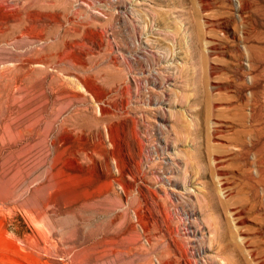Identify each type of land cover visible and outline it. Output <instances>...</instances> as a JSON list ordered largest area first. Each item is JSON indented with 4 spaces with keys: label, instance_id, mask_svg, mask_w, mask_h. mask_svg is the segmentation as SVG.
Segmentation results:
<instances>
[{
    "label": "rangeland",
    "instance_id": "374dc122",
    "mask_svg": "<svg viewBox=\"0 0 264 264\" xmlns=\"http://www.w3.org/2000/svg\"><path fill=\"white\" fill-rule=\"evenodd\" d=\"M1 73L0 264H264V0H0Z\"/></svg>",
    "mask_w": 264,
    "mask_h": 264
},
{
    "label": "bare ground",
    "instance_id": "6f19581e",
    "mask_svg": "<svg viewBox=\"0 0 264 264\" xmlns=\"http://www.w3.org/2000/svg\"><path fill=\"white\" fill-rule=\"evenodd\" d=\"M10 39H11V38H10ZM40 50H41V49H40ZM39 54H40V53H39ZM42 54H43V53H42ZM1 55H2V54H1ZM41 56H42V55H41ZM44 58H45V57H44ZM13 59H15V58H13ZM17 60H18V59H17ZM42 60H43V58H42ZM20 61H21V60H20ZM23 61H24V59H23ZM23 61H22V62H23ZM27 61H28V59H27ZM39 62H40V61H39ZM39 62H38V64H39ZM24 63H25V62H24ZM28 63H29V62H28ZM20 64H21V63H20ZM40 64H41V62H40ZM40 64H39V65H40ZM14 65H15V64H14ZM22 65H23V64H22ZM22 65H17V67H18V66H21V69H19V71H22ZM24 65H25V64H24ZM30 65H31L30 67H32L33 63H32V64L30 63ZM41 65H42V64H41ZM45 65H46V64H45ZM25 66L27 67V65H25ZM25 66H24V68L27 69ZM78 68H79V67H78ZM7 69H8V68H7ZM13 69H14V68H13ZM28 69H29V67H28ZM16 70H18V68H16ZM1 71H2V70H1ZM27 71H28V70H27ZM29 71H30V70H29ZM4 72H5V70H4ZM25 72H26V71H25ZM30 72H31V71H30ZM57 72H58V71H57ZM105 72H106V71H105ZM23 73H24V71H23ZM28 73H29V72H28ZM101 73H102V72H101ZM2 74H3V73H1L0 75L2 76ZM9 74H10V73H9ZM9 74H8V75H9ZM82 74H83V73H82ZM15 75H17V74H15ZM20 75H21V74H20ZM29 75H31V74L29 73ZM29 75H26V76H29ZM88 75H89V74H88ZM3 76H4V74H3ZM5 76H6V75H5ZM101 76H102V75H101ZM21 77H22V76H21ZM24 77H25V76H24ZM30 77H31V76H30ZM41 77H42V76H41ZM87 77H88V76H87ZM5 78H6V77H5ZM9 78H10V77H9ZM15 78H17V79L20 80V77L18 78V77L15 76ZM26 78H27V77H26ZM23 79H25V78H23ZM255 79H256V78H255ZM13 80H14V79H13ZM13 80H12V81H13ZM16 81H17V80H16ZM13 82H14V81H13ZM23 83H25V82H23ZM63 83H64V82H63ZM19 86H20V85H19ZM50 86H51V85H50ZM4 88H5V87H4ZM7 88H8V86H7ZM7 88H6V89H7ZM9 90H11V89H9ZM19 90H20V89H19ZM42 90H43V89H42ZM44 90H45V89H44ZM44 90H43V92H44ZM30 92H31V91H30ZM8 93H9V91H8ZM11 93H12V91H11ZM14 93H15V91H14ZM36 93H37V92H36ZM29 94H30V93H29ZM2 95H3V94H2ZM11 95H13V94H11ZM11 95H10V96H11ZM253 95H254V94H253ZM7 96H8V95H7ZM10 96H9V97H10ZM40 96H41V95H40ZM40 96H39V98H40ZM12 97H13V96H12ZM6 98H7V97H6ZM14 98H15V97H14ZM78 98H79V97H78ZM4 99H5V97H4ZM8 99H9V98H7L6 100L9 101ZM35 99H37V98H35ZM46 100H47V99H46ZM0 101H1V100H0ZM3 102H4V101H3ZM5 102H6V101H5ZM5 102H4V103H5ZM10 102L12 103V101H10ZM40 102H42V101H40ZM43 102H44V101H43ZM7 103H9V102H7ZM7 103H5V104H6L5 107L8 106ZM0 104H1V102H0ZM9 104H10V103H9ZM45 104H46V103H45ZM45 104H44V105H45ZM47 104H48V103H47ZM2 105H4V104L2 103ZM35 105H36V104H35ZM0 106H1V105H0ZM36 106H38V105H36ZM2 107H3V106H1V109H2ZM5 107H4V108H5ZM15 107H16V106H15ZM250 108H251V107H250ZM254 108H255V107H254ZM5 109H6V108H5ZM8 109H9V108H8ZM10 109H11V108H10ZM39 109H40V107H39ZM44 109H45V108H44ZM35 110H37V109H35ZM0 111H1V110H0ZM5 111H7V109H6ZM5 111H2V112H5ZM10 111H11V110H10ZM12 111H14V110H12ZM262 111H263V110H262ZM248 112H249V111H248ZM256 112H257V111H256ZM0 113H1V112H0ZM10 113H11V112H10ZM40 113H41V112H40ZM238 113H239V112H238ZM242 113H243V112H242ZM260 113H261V112H260ZM7 114H8V113H7ZM7 114L5 113V116H6V117H7ZM21 114H22V113H21ZM31 114H33V113H31ZM31 114H30V115H31ZM36 114H38V113H36ZM233 114H234V113H233ZM239 114H240V113H239ZM253 114H254V113H253ZM253 114H251V115H252L253 117H255ZM257 114H259V113H257ZM2 115H4V114H1V115H0V118H1ZM240 115H241V114H240ZM244 115H246V114L244 113ZM244 115H243V116H244ZM262 115H263V114L261 113V118L263 117ZM10 116H12V115H10ZM27 116H28V115H27ZM33 116H34V115H33ZM232 116H233V115H232ZM243 116H242V118H241L240 116H239L238 118L243 119V118H244ZM246 116H247V115H246ZM258 116H259V118H260V114H259ZM250 117H251V116H250ZM10 118H12V117H9V119H10ZM22 118H23V117H22ZM233 118H234V116H233ZM247 118H248V117H247ZM257 118H258V117H257ZM259 118H258V119H259ZM261 118H260V120H261ZM12 119H13V118H12ZM23 119H24V118H23ZM253 119H255V118H253ZM258 119H256V120H257V124L260 125V124H259L260 121H258ZM24 120H25V119H24ZM245 120H246V117H245ZM256 120H255V122H256ZM1 121H3V120H1ZM25 121H26V120H25ZM236 121H237V120H236ZM240 121H241V120H240ZM242 121H244V119H243ZM251 121H252V120H251ZM261 121H263V120H261ZM5 122H6V121H5ZM244 122H245V121H244ZM244 122H243V124H244ZM246 122H247V121H246ZM249 122H250V121H249ZM252 122H253V121H252ZM24 123H25V122H24ZM241 123H242V122H241ZM0 124H1V123H0ZM21 124H22V122H21ZM255 124H256V123H253V125H255ZM257 124L255 125V126H257V127H254V128H257L256 131L258 130L259 127H261V126H258ZM241 125H242V124H241ZM245 125H247L246 127L249 126L247 123H246ZM245 125H242V126H245ZM261 125H262V124H261ZM15 126H16V125H14V127H15ZM250 126H252V125H250ZM14 127H13V128H14ZM98 127H99V126H98ZM252 127H253V126H252ZM2 128H3V127H2ZM17 128H18V127H17ZM19 128H20V127H19ZM19 128H18V129H19ZM243 128H244V127H243ZM254 128L251 129V127H250L249 132H250V130L253 131ZM23 129H24V131H25L26 128L23 127ZM23 129H22V130H23ZM247 129H248V128H247ZM0 130H1V129H0ZM16 130H17V129H16ZM26 130H27V129H26ZM30 130H31V128H30ZM30 130L28 129L27 131H29V133H30V132H31ZM244 130H245V129H244ZM244 130H242V132H243ZM24 131H23V132H24ZM27 131H25V132L27 133ZM246 131H247V130H246ZM254 131H255V130H254ZM256 131L253 132V133H257ZM258 131H260V130H258ZM14 132H15V131H14ZM249 132H248V133H249ZM0 133H1V132H0ZM31 133H32V132H31ZM250 133H251V132H250ZM253 133H251V134H253ZM14 134H15V133H14ZM236 134H237V133H236ZM236 134L234 133V135H236ZM242 134H243V133H241V135L238 136V138H239V137L241 138V137H242ZM244 134L246 135V132H245ZM4 136H6V134H5ZM15 136H16V135H15ZM224 136H225V135H224ZM232 136H233V135H232ZM250 136H251V135H250ZM2 137H3V136H2ZM6 137H7V136H6ZM48 137H49V136H48ZM234 137H235V138H234V141L236 142V141H237L236 136H234ZM251 137H253V136H251ZM16 138H17V136H16ZM30 138H31V137H30ZM243 138H244V137H243ZM253 138H254V137H253ZM253 138H252V139H253ZM103 139H104V138H103ZM103 139L101 138V140H103ZM232 139H233V138H232ZM235 139H236V140H235ZM244 139H245V138H244ZM246 139H247V138H246ZM246 139H245V140H246ZM98 140H99V137H98ZM245 140H244V141H245ZM258 140H260V139L258 138ZM258 140H257V141H258ZM31 141H32V140H31ZM253 142H254V141H252L251 143L253 144ZM259 142H260V141H259ZM30 143H31V142H30ZM251 143H250V144H251ZM31 144H32V143H31ZM243 144L245 145V143H243ZM248 144H249V143H248ZM252 144H251V145H252ZM255 144H257V142H256ZM255 144H254V145H255ZM234 145H235V144H234ZM239 145H240V144H239ZM241 145H242V144H241ZM111 146H113V145H111ZM232 146H233V145H232ZM121 147H122V146H121ZM242 147H243V145H242ZM246 147H247V146H246ZM251 147H252V146H251ZM251 147H248V149L251 148ZM244 148H245V146H244ZM248 149L246 148L247 152L250 153L252 149H251L250 151H249ZM253 149H254V148H253ZM243 150H244V149H243ZM88 151H89V150H88ZM105 151H106V150H105ZM247 152H246V153H247ZM260 152H261V151H260ZM104 153H105V152H104ZM244 153H245V152H244ZM248 153H247V154H248ZM257 154H258V153H257ZM262 154H263V153H262ZM110 155H111V154H110ZM259 155H260V154H259ZM86 156H87V155H86ZM240 156H241V155H240ZM248 156H250V155H248ZM109 157H110V156H109ZM236 157H237V156H236ZM245 158H246V157H245ZM247 158H248V157H247ZM247 158H246V159H247ZM107 159H109V158H107ZM254 159H255V158H254ZM263 160H264V159H263ZM116 162H117V161H116ZM254 162H255V160H254ZM261 162H263V161H261ZM261 162H260V163H261ZM243 163H244V162H243ZM249 163H252V162H249ZM246 164H248L247 161H246ZM262 164H263V163H262ZM250 166H252V165H249V167H248L247 169H249ZM263 166H264V165H263ZM241 168H242V167H241ZM110 169H111V168H110ZM251 169H252V168H251ZM245 170H246V169H245ZM260 170H261V169H260ZM246 172H247V171H246ZM260 172H261V173H264V172H263V169H262V171H260ZM242 173H243V172H242ZM247 173H248V172H247ZM247 175H249V174H247ZM244 176H245V175H244ZM250 176H252V175H249V177H250ZM247 177H248V176H247ZM249 177H248V178H249ZM251 178H254V177H251ZM251 178H249V179H251ZM263 178H264V175H263ZM254 180H257V183H258V182H261L263 179L261 180V178H259V179H254ZM258 180H259V181H258ZM260 180H261V181H260ZM251 182H252V181H251ZM225 187H226V186H225ZM226 188H227V187H226ZM223 190H225V189H223ZM99 199H100V198H99ZM226 235H227V234H226ZM226 235H225V236H226ZM222 241H223V240H222ZM224 245H225V244H224ZM223 247H224V246H223ZM224 249H225V248H224ZM226 259H227V258H226ZM228 260L230 261V259H228ZM232 260H233V259H232ZM225 262H226V261H225ZM231 262H232V261H231ZM234 262H235V261H234ZM228 264H230V263L228 262ZM236 264H237V263H236Z\"/></svg>",
    "mask_w": 264,
    "mask_h": 264
}]
</instances>
